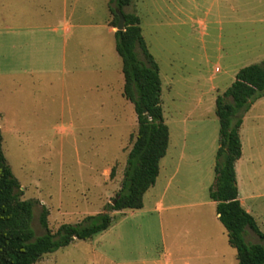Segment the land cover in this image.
<instances>
[{
	"label": "rangeland",
	"instance_id": "obj_1",
	"mask_svg": "<svg viewBox=\"0 0 264 264\" xmlns=\"http://www.w3.org/2000/svg\"><path fill=\"white\" fill-rule=\"evenodd\" d=\"M98 2L102 21L108 13L104 0ZM12 6V1L0 0L2 149L21 185L22 200L36 202L33 228L41 236L46 233L40 221L44 208L49 211V228L56 232L64 224H78L113 205L138 122L134 105L123 95V63L115 40L102 48L101 56L96 55L97 49L92 53L86 40L78 47L71 43L69 60L75 57L77 64L69 65L67 79L51 77L48 70L38 73L36 69L47 67L15 60L20 52L29 56L35 49L28 47L30 36L15 41L19 34L4 28ZM126 12L140 17L143 36L160 67L170 156L185 136L188 153L199 158L198 168L185 161L165 195L168 174L174 170L169 157L170 165L145 195L143 209L110 212L114 223L108 231L48 254L37 264H124L127 250H157L164 243L177 247L173 241L184 236V227L212 236L216 248L227 245L226 230L209 198L220 139L216 99L231 87L241 69L264 61V0H133ZM19 44L27 47L18 49ZM240 134L244 153L236 164L240 185L260 188L264 98L245 114ZM197 199L208 204L193 213L185 208L168 210ZM159 201L166 211L155 210ZM245 203L260 205L261 219L256 221L264 233V199ZM246 241L261 243L250 230ZM233 264H238L237 259Z\"/></svg>",
	"mask_w": 264,
	"mask_h": 264
},
{
	"label": "trees",
	"instance_id": "obj_2",
	"mask_svg": "<svg viewBox=\"0 0 264 264\" xmlns=\"http://www.w3.org/2000/svg\"><path fill=\"white\" fill-rule=\"evenodd\" d=\"M132 3L133 0H109L111 25L118 26L117 11L126 20L125 31L115 33L116 51L123 63V95L134 105L138 122L122 186L114 199L116 203L108 205L107 212L87 216L78 224H64L56 232L50 230L49 211L44 208L40 221L46 233L37 236L33 228L36 202L22 200L21 185L3 153L0 131V264H37L44 256L76 241L94 239L113 226L110 212L143 209L145 195L156 185L171 135L162 107L160 67L147 46L140 17L126 12ZM261 98H264V61L241 69L231 87L216 99L220 139L215 184L209 198L216 204L219 221L230 246L237 251L239 264H264V233L240 203L236 173V164L243 155L240 130L244 116ZM248 230L261 243H247Z\"/></svg>",
	"mask_w": 264,
	"mask_h": 264
},
{
	"label": "crops",
	"instance_id": "obj_3",
	"mask_svg": "<svg viewBox=\"0 0 264 264\" xmlns=\"http://www.w3.org/2000/svg\"><path fill=\"white\" fill-rule=\"evenodd\" d=\"M10 1L13 2V12L10 17L6 18L4 21V28H6L7 31L19 34L14 38L15 41L18 40L22 42V37L30 36L32 42L28 47L30 50L35 49L33 55L31 53L29 56H23L20 52L18 56L15 55V60H20L21 62L22 60L24 62L29 61L34 66L47 67L45 69H36L38 73H45L46 70H48L49 76L51 77L55 74L62 75L63 78L67 79L69 65L77 64L75 62V57L69 60V49H74L73 47H70L71 43H74L75 47H78L79 43H84V40H86L87 43L91 45L90 48L92 53L94 54L95 49H97L98 54L96 53V55L101 56L102 48H106L110 46V44L112 45L113 40H115L117 29L111 25L112 18L109 10V0H104L103 2V4L105 3L106 5V13H108V16H106V19H102V21H100V3L98 0ZM102 29L106 31L104 32ZM22 46L23 44H19V47L13 46V48L23 49L27 47V45L25 47ZM31 71L33 72V69H31ZM186 130V127H184L183 131L185 134ZM171 146L172 141L170 137L167 156L161 162L160 176L156 185L153 187L155 188L158 185L163 170L167 171L166 169L168 165H170L169 163L172 162L174 170L168 174V179L165 183L166 187L164 189L165 195L167 194L171 182L175 179V176L181 173L182 165L185 161H189L188 166L190 168L194 166L198 168L199 158L198 156L195 157L188 153L187 138H185V136L182 140H178L175 143V152L172 156H170ZM169 157H172V161L169 160L168 163L167 161ZM243 158L244 153L237 163L242 161ZM236 173L241 205L249 214L254 218L256 217L255 219H261V215L259 214L260 205L247 206L245 202L252 198L253 200H263L264 183H261L262 186L260 188L255 185L256 187L254 186L252 190H248L249 188H247L246 184L240 185L238 169L236 170ZM187 175L190 176L189 172ZM249 178H252V175L249 176ZM242 187L243 189H241ZM243 193L246 195L244 199ZM159 202L156 203L155 210H165L162 206V201ZM207 204V202L197 199L190 200L179 206H168L169 208L166 207V209L173 210L175 207L177 209L185 208L193 213L195 212V209L202 208ZM216 218L219 220L218 214L216 215ZM182 235L184 236H179L178 239L176 238L173 241L174 246L177 247H169L168 244L164 243V247L157 250H127L125 252L126 259L124 260V264H233V260L237 259V251L230 246L228 235L226 238V247L221 248L214 247L215 241L213 240V237L209 236L201 229L194 232L191 231L189 227H184Z\"/></svg>",
	"mask_w": 264,
	"mask_h": 264
},
{
	"label": "water",
	"instance_id": "obj_4",
	"mask_svg": "<svg viewBox=\"0 0 264 264\" xmlns=\"http://www.w3.org/2000/svg\"><path fill=\"white\" fill-rule=\"evenodd\" d=\"M117 15L119 16V22H118V26L116 27V29H117V31H125V28H126L125 17L120 11H117ZM115 203L116 202L114 201L113 205Z\"/></svg>",
	"mask_w": 264,
	"mask_h": 264
}]
</instances>
